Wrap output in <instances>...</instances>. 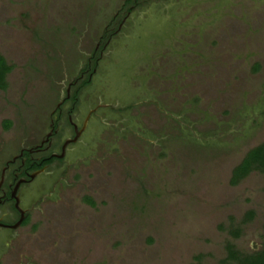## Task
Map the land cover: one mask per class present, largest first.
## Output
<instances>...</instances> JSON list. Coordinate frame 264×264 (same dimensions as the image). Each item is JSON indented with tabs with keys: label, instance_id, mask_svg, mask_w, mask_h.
Returning a JSON list of instances; mask_svg holds the SVG:
<instances>
[{
	"label": "rangeland",
	"instance_id": "rangeland-1",
	"mask_svg": "<svg viewBox=\"0 0 264 264\" xmlns=\"http://www.w3.org/2000/svg\"><path fill=\"white\" fill-rule=\"evenodd\" d=\"M137 1L125 18L124 0H0L2 152L40 136L66 81L121 28L80 100L113 111H98L81 159L1 240L0 264H225L226 243L260 247L264 170L229 180L264 141V0ZM169 8L179 15L165 42ZM156 29L162 39L144 42ZM181 127L213 142L192 145Z\"/></svg>",
	"mask_w": 264,
	"mask_h": 264
},
{
	"label": "flooded vegetation",
	"instance_id": "flooded-vegetation-1",
	"mask_svg": "<svg viewBox=\"0 0 264 264\" xmlns=\"http://www.w3.org/2000/svg\"><path fill=\"white\" fill-rule=\"evenodd\" d=\"M98 55L102 56V51ZM90 62L88 58L86 69H79L66 81L40 136L15 151H0V253L1 240L28 220L29 209L48 193L56 192L61 180L57 172L81 159L80 144L89 127L104 123L98 111L114 109L110 102H90L82 107L80 100L85 91L80 83L84 75L90 77Z\"/></svg>",
	"mask_w": 264,
	"mask_h": 264
},
{
	"label": "trees",
	"instance_id": "trees-1",
	"mask_svg": "<svg viewBox=\"0 0 264 264\" xmlns=\"http://www.w3.org/2000/svg\"><path fill=\"white\" fill-rule=\"evenodd\" d=\"M180 4H183V1H180ZM138 5V1L137 0H124L123 3V7H125V11L124 13L126 14L125 18H128V13H130V11H132V9H134V7H136ZM176 7V6H175ZM169 17L170 20L172 21H165V42L166 40H170L175 31H176V18L175 16H178L179 13L177 12V10H173V8H169ZM172 12V13H171ZM128 16V17H127ZM174 19V20H173ZM120 27L115 26L113 30L108 31L106 34V37H102V39H100L99 42V46H98V50L94 51L93 54L90 57V64L88 67V72L90 73V77L88 78V75H84L80 86L84 87V91L85 92H89V90L93 87V83L95 81H99V79H101L100 76L104 77V72H102L103 70L101 69H106L105 67V58L103 56H99L98 55V51H104L107 47H108V40L111 38H113L114 36L117 35V33L120 31ZM159 29V28H158ZM153 30L154 33H148V37L146 39H144V42H148L151 38H160L162 39V35L164 30L162 31H157ZM164 29V28H162ZM145 38V37H144ZM141 45V44H140ZM143 45V44H142ZM136 46V45H135ZM138 59V58H137ZM135 60L132 59L131 60H127L126 64L127 66H124V71L125 69H127L128 71L130 70L131 67H129L130 63L133 64ZM125 62V61H124ZM87 67V63L84 64L82 69H86ZM92 69H94V71H92ZM101 71H100V70ZM258 69V64L255 63L252 66V71H256ZM10 70V66L5 62L4 58L0 55V89H4L5 88V74ZM124 73V72H123ZM126 73V71H125ZM104 74V75H103ZM129 74H125V86H127V81H129ZM130 93V92H128ZM263 93H264V89H263ZM131 95V94H130ZM130 95H128L130 97ZM131 98V97H130ZM128 98V99H130ZM127 99V101H128ZM125 101V100H123ZM255 110L260 114L264 113V96L261 98V101L259 102V104H257L256 107H254ZM192 109V108H191ZM4 128H7L8 125L5 123L3 125ZM248 130V129H247ZM180 137L186 141L191 143L192 145H199L201 143H212L213 141H203L200 140L198 138H196L195 136H193L191 134V131L188 128H184L181 127L180 130ZM210 145V144H209ZM215 146H219L220 143H216L214 142ZM250 170H258V171H263L264 170V141L257 144L254 147L249 148L243 155V157L241 158V160L232 168L231 170V175H230V180L229 182L231 184L236 183V181H238L241 177H243L244 175L247 174V172H249ZM85 200L89 203V204H93L92 201L89 198H85ZM252 215V211L248 210L245 212V217L249 218ZM26 220H24L23 223H25ZM238 228L237 227H233L230 228L228 230V233L230 235H232L233 237H236L238 235ZM225 251H226V255L224 257V263L225 264H264V222L262 223V232H261V243H260V247L257 250L251 251V252H239L237 251L232 243H226L225 244Z\"/></svg>",
	"mask_w": 264,
	"mask_h": 264
},
{
	"label": "water",
	"instance_id": "water-1",
	"mask_svg": "<svg viewBox=\"0 0 264 264\" xmlns=\"http://www.w3.org/2000/svg\"><path fill=\"white\" fill-rule=\"evenodd\" d=\"M19 221H20V219L16 222V224L14 226L18 225Z\"/></svg>",
	"mask_w": 264,
	"mask_h": 264
}]
</instances>
